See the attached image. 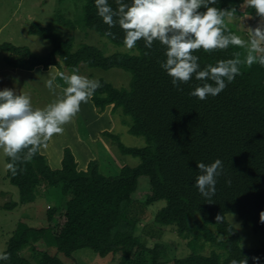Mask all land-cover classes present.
<instances>
[{"label": "trees", "instance_id": "16d2710c", "mask_svg": "<svg viewBox=\"0 0 264 264\" xmlns=\"http://www.w3.org/2000/svg\"><path fill=\"white\" fill-rule=\"evenodd\" d=\"M109 4L113 9L118 7L116 0H109ZM211 6L259 18L245 0H216ZM82 22L79 25L106 37L111 43L124 45V32L118 25L109 28L102 22L95 0L87 1ZM226 24L225 21V35H239ZM29 34L51 40L52 52L39 58L28 48L5 44L1 49L9 54L5 57L7 66L25 71L63 66L78 71L84 63L91 68L130 72L133 76L130 90L100 82L91 100L101 111L113 107L114 112L121 109L130 116L133 119L130 133L144 136L148 146L127 148L117 136L106 133L117 142L121 153L141 160L139 166L124 167L115 177L103 175L96 162H91L87 171L79 170L70 150L65 151L62 168L53 170L41 153L43 144L30 161L14 162L16 171L8 167L7 178L19 189L21 205L34 204L43 188L60 187L64 211L61 220L47 229L20 223L4 252L10 254V258L0 264H31L21 253L32 240L38 241L46 233L52 235L58 251L67 258L79 250L91 249L101 257L121 254L119 264H164L162 247L158 244L148 247L137 236L136 222L129 217L139 181L145 177L151 190L146 205L166 202L155 216L157 225H175L178 235L185 237L191 232L190 220L199 214L203 229L212 226L219 234L227 236L222 243L223 254L194 252L176 259L174 264H231L232 259L245 258L249 264H254L251 258L255 256L264 264V247L243 249L241 236L227 220L228 214L235 213L243 224L251 225L256 233L264 235V222L260 219L264 211V66L259 63L249 66L243 62L248 54L246 47L230 45L227 49L205 51L201 48L193 52L199 58L201 69L220 60L238 57L242 61L240 74L219 95L202 101L192 97L190 92L205 81L193 78L179 87L173 86L172 78L160 67L166 57L165 46L159 41H154L151 48L145 47L143 40L137 41L135 47L140 56H106L91 45H82L75 51L72 40L60 41L39 24H33ZM207 82L215 86L214 82ZM26 151L19 155L23 157ZM216 159L222 161V173L217 178L215 192L205 198L193 187L199 174L197 163L211 164ZM9 163L13 161L7 156ZM15 207L17 204L5 205L8 210ZM58 212L60 210H48L49 223L55 222ZM190 246L196 250V241ZM37 264L64 263L40 252Z\"/></svg>", "mask_w": 264, "mask_h": 264}, {"label": "rangeland", "instance_id": "374dc122", "mask_svg": "<svg viewBox=\"0 0 264 264\" xmlns=\"http://www.w3.org/2000/svg\"><path fill=\"white\" fill-rule=\"evenodd\" d=\"M87 1L0 0V89L7 87L17 94L29 95L34 109H44L63 95V89L67 85L57 74L71 75L73 70L61 66L49 70L37 68L34 71H25L13 69L5 63V57L9 55L1 49L5 44L28 48L39 58H44L52 52L54 43L51 40L29 34L33 24L45 27L60 41L72 40L75 51L82 45H91L100 49L106 56L114 54L140 56V51L136 47L128 49L124 45H115L106 37L79 25L83 24ZM256 20L237 14L227 16L225 19L227 27L236 30L245 41H250L249 29ZM77 72L89 79L106 82L122 90H130L133 81L130 72L117 68L109 70L91 68L83 63ZM50 73L56 77L54 84L58 85L54 92L45 86ZM91 97L87 103H82L80 111L62 126V133L54 134L45 142L46 146L43 145L41 148L49 167L60 170L66 150L74 154L82 171H87L90 163L96 162L100 172L107 177L120 175L124 167L139 166L140 158L121 153L117 142L106 136V133L117 136L120 143L127 148L147 147V139L130 133L133 119L125 115L121 109L114 112L113 107H108L101 111L95 107ZM7 172V155L0 148V254L7 249L8 241L20 223L35 229H47L49 226L54 227L61 220V212L64 211V202L60 203L63 200L60 187H49L47 190L43 188L34 204L21 205L20 191L10 183ZM150 193L148 178L140 179L129 217L136 222L137 236L148 247L154 248L157 244L162 247V263L174 264L176 259L185 258L194 252L202 255L224 253L222 243L227 236L219 234L212 226L203 229L199 214L190 220L191 232L185 237L178 235L175 225L169 227L157 225L155 216L166 206V202L146 205ZM12 204H17V207L11 210L5 208V205ZM50 208L60 210L53 223L48 221ZM227 220L241 236L243 249L264 247V235L256 233L251 225L243 224L237 214H228ZM192 241H196V250L190 246ZM40 252L59 258L64 264H119L121 260V254L101 257L91 249L79 250L71 258H67L58 251L52 235L48 233L38 241L32 240L21 255L31 264H37Z\"/></svg>", "mask_w": 264, "mask_h": 264}, {"label": "clouds", "instance_id": "9594fccd", "mask_svg": "<svg viewBox=\"0 0 264 264\" xmlns=\"http://www.w3.org/2000/svg\"><path fill=\"white\" fill-rule=\"evenodd\" d=\"M216 0H116L118 7L113 9L109 0H95L97 15L102 22L111 27L118 25L124 32L123 44L132 49L137 41L143 40L144 46L151 48L154 41L165 46L166 60L160 67L172 78L174 87L188 83L193 78L205 81L191 92L192 97L205 100L208 96L219 95L228 83L240 74L242 61L237 57L208 64L201 69L199 58L193 52L199 49L210 51L227 49L230 45L246 47L248 54L243 61L251 66L259 63L264 66V28L249 29L251 39L245 41L239 35H225V16L234 15V11L212 7ZM257 17L264 18V0H245ZM203 9V10H201ZM67 85L63 95L44 109H34L31 97L17 94L11 88L0 89V148L11 158L8 167L16 171L14 162L30 161L40 146L54 134L63 131V125L69 122L79 111L82 103H87L101 85L97 80L73 71L71 75L57 74ZM55 76L49 74L45 86L55 91ZM212 81L213 83H208ZM26 151L21 157L19 154ZM199 174L193 187L205 198L216 190L217 178L222 173V161L211 164L197 163ZM220 217L217 216V220ZM264 222V211L260 213ZM10 254H0V262L7 261ZM254 264H260V257L251 258ZM231 264H249L248 258L232 259Z\"/></svg>", "mask_w": 264, "mask_h": 264}, {"label": "water", "instance_id": "95a60500", "mask_svg": "<svg viewBox=\"0 0 264 264\" xmlns=\"http://www.w3.org/2000/svg\"><path fill=\"white\" fill-rule=\"evenodd\" d=\"M257 27L264 28V18L259 17L251 29H256ZM251 37V36H250Z\"/></svg>", "mask_w": 264, "mask_h": 264}, {"label": "crops", "instance_id": "0c3cea01", "mask_svg": "<svg viewBox=\"0 0 264 264\" xmlns=\"http://www.w3.org/2000/svg\"><path fill=\"white\" fill-rule=\"evenodd\" d=\"M39 68H42V67H39ZM51 68H55V67H51ZM50 68V69H51ZM16 70H18V69H16ZM44 145V144H43ZM43 145L41 146V148L43 147ZM41 148H40V150H41ZM42 153V152H41ZM79 167V166H78ZM79 170H81V169H79Z\"/></svg>", "mask_w": 264, "mask_h": 264}]
</instances>
